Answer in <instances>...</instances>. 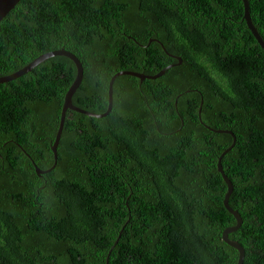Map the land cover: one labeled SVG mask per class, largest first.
I'll return each mask as SVG.
<instances>
[{
  "label": "trees",
  "instance_id": "1",
  "mask_svg": "<svg viewBox=\"0 0 264 264\" xmlns=\"http://www.w3.org/2000/svg\"><path fill=\"white\" fill-rule=\"evenodd\" d=\"M249 1L264 39V0ZM244 17L243 0H21L5 16L0 76L66 49L88 111H107L117 72L172 66L118 77L106 117L69 110L50 172L76 63L0 83V264H238L218 170L233 136L209 127L237 136L229 237L264 264V49Z\"/></svg>",
  "mask_w": 264,
  "mask_h": 264
},
{
  "label": "water",
  "instance_id": "2",
  "mask_svg": "<svg viewBox=\"0 0 264 264\" xmlns=\"http://www.w3.org/2000/svg\"><path fill=\"white\" fill-rule=\"evenodd\" d=\"M21 0H0V22L5 18V16L16 7V5L20 2ZM245 3V19L247 20L248 26L249 28L252 30L253 34L255 35V37L257 38L258 42L260 43V45L262 46V48L264 49V39L261 36V34L259 33L257 27L255 26L253 19L251 17V11H250V5H249V0H243ZM131 37V36H129ZM158 42L160 43L164 50L170 54L168 52V50L165 48L164 44L159 40V39H151L150 43L152 42ZM67 56L69 58H71L77 66V76L76 79L74 80L72 86L70 87L69 91L67 92L66 96H65V103H64V107H63V111H62V116H61V122H60V126L55 138V141L53 143L52 149L54 151V156H55V163L54 165L47 170L48 172H50L52 169H54L57 165L58 162V148L61 142V138L64 132V127H65V122H66V118H67V114L69 110H73V111H77L80 113H84L86 115L89 116H95V117H106L108 116L112 109H113V105H114V85L116 80L118 79V77L123 76V75H132L135 77L140 78L142 81H144L145 79H156L158 77H161L162 75L165 74L166 70L172 66L170 65L169 67L164 68L163 70H161L160 72H158L155 75H151V74H145V73H141V72H137V71H130V70H121L119 72H117L116 74H114L110 80L109 83V106L106 112L103 113H95L92 111H88L85 109H82L81 107H78L74 104L73 102V97L75 95V93L77 92V90L79 89V87L81 86L83 79H84V65L82 63V61L80 60V58L66 50V49H58V50H54V51H50L47 52L45 54H42L41 56L37 57L35 60H33L31 63H29L28 65H26L25 67L21 68L20 70L9 74V75H4V76H0V83H4V82H9L11 80H15L18 79L19 77L31 72L32 70H34V68L36 66H38L39 64H41L42 62L46 61L47 59L53 57V56ZM173 57L178 58L180 61H182V59L179 56H174L172 54H170ZM174 65V64H173ZM187 92H190V90H188ZM178 104V100H176V105ZM204 104V98L202 99V103H201V107L199 110V118L201 120V122L204 125H207L204 123L203 119H202V106ZM208 126V125H207ZM210 130L217 132V133H227L233 136V143L232 145L227 148L219 157L218 159V170L219 172L222 174L223 178L226 181V184L228 186V192L226 193L225 199H224V203L225 206L227 207V209L235 216L237 223L233 226H229L227 227L224 232H223V238L224 240L231 245L232 247L236 248L239 251V260H238V264H244L245 262V257H246V249L245 247L237 240H232L229 235L234 232L237 231L238 229H240V227L243 224V218L241 213L234 209L231 205H230V198L232 193L234 192V183L232 182V180L229 178V176L226 174L225 170H224V166H223V158L224 156L229 153L234 146L237 143V136L235 135V133L232 130H226V129H214L212 127H209ZM37 172L39 174L44 173L45 171L40 170L39 168L37 169ZM110 256H108V260H109ZM109 264V263H107Z\"/></svg>",
  "mask_w": 264,
  "mask_h": 264
},
{
  "label": "clouds",
  "instance_id": "3",
  "mask_svg": "<svg viewBox=\"0 0 264 264\" xmlns=\"http://www.w3.org/2000/svg\"><path fill=\"white\" fill-rule=\"evenodd\" d=\"M244 2V1H243ZM245 4V3H244ZM249 5H250V1H249ZM250 11H251V6H250ZM251 17H252V13H251ZM245 18V17H244ZM252 19H253V17H252ZM246 20V19H245ZM247 21V20H246ZM253 22H254V20H253ZM248 24V23H247ZM255 24V23H254ZM256 26V25H255ZM249 27V26H248ZM257 27V26H256ZM258 29V28H257ZM251 30V29H250ZM252 31V30H251ZM255 36V35H254ZM130 39L132 38V36L131 37H129ZM152 39H154V38H152ZM155 39H157V38H155ZM257 39V38H256ZM161 41V40H160ZM162 42V41H161ZM163 43V42H162ZM150 44H152V43H150L149 42V45ZM260 44V43H259ZM165 46V45H164ZM163 47V46H162ZM166 48V47H165ZM169 52V51H168ZM170 53V52H169ZM168 54V53H167ZM171 54V53H170ZM169 54V55H170ZM173 55V54H172ZM171 56V55H170ZM174 56H176V55H174ZM171 57H173V56H171ZM173 58H176V57H173ZM130 71H132V70H130ZM142 73V72H141ZM132 76V75H131ZM138 78V77H137ZM140 79V78H139ZM141 80V79H140ZM146 80V79H145ZM141 82H143L142 80H141ZM191 91V90H190ZM234 132V131H233ZM236 135V134H235Z\"/></svg>",
  "mask_w": 264,
  "mask_h": 264
}]
</instances>
